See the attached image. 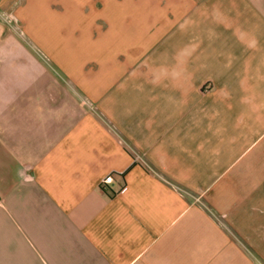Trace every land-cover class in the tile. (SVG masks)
<instances>
[{
  "label": "crops",
  "instance_id": "obj_1",
  "mask_svg": "<svg viewBox=\"0 0 264 264\" xmlns=\"http://www.w3.org/2000/svg\"><path fill=\"white\" fill-rule=\"evenodd\" d=\"M0 8V264H264V0Z\"/></svg>",
  "mask_w": 264,
  "mask_h": 264
},
{
  "label": "rangeland",
  "instance_id": "obj_2",
  "mask_svg": "<svg viewBox=\"0 0 264 264\" xmlns=\"http://www.w3.org/2000/svg\"><path fill=\"white\" fill-rule=\"evenodd\" d=\"M9 6V5H8ZM10 13L6 10H3L2 8H0V21H5V20H8V15Z\"/></svg>",
  "mask_w": 264,
  "mask_h": 264
},
{
  "label": "built area",
  "instance_id": "obj_3",
  "mask_svg": "<svg viewBox=\"0 0 264 264\" xmlns=\"http://www.w3.org/2000/svg\"><path fill=\"white\" fill-rule=\"evenodd\" d=\"M112 180H113L112 175H108L107 177H105L102 180L101 184H102V186H106V185L110 184L112 182Z\"/></svg>",
  "mask_w": 264,
  "mask_h": 264
}]
</instances>
